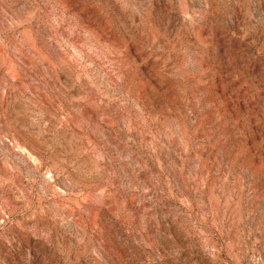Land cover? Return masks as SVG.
<instances>
[{
    "label": "rangeland",
    "instance_id": "374dc122",
    "mask_svg": "<svg viewBox=\"0 0 264 264\" xmlns=\"http://www.w3.org/2000/svg\"><path fill=\"white\" fill-rule=\"evenodd\" d=\"M0 264H264V0H0Z\"/></svg>",
    "mask_w": 264,
    "mask_h": 264
}]
</instances>
